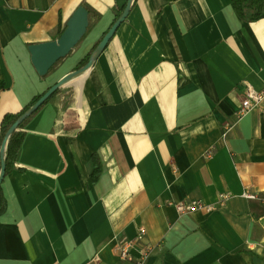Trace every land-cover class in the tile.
I'll use <instances>...</instances> for the list:
<instances>
[{
  "label": "crops",
  "instance_id": "0c3cea01",
  "mask_svg": "<svg viewBox=\"0 0 264 264\" xmlns=\"http://www.w3.org/2000/svg\"><path fill=\"white\" fill-rule=\"evenodd\" d=\"M85 1L0 0V134L94 46L52 75L31 61L29 45L59 37L60 14L91 15ZM106 1L110 26L128 0ZM247 84L264 87V17L232 0H134L92 67L26 121L19 168L2 182L0 264H129L117 241L140 228L147 264H264V110L235 116ZM222 191L231 197L212 213L169 204H218Z\"/></svg>",
  "mask_w": 264,
  "mask_h": 264
},
{
  "label": "water",
  "instance_id": "95a60500",
  "mask_svg": "<svg viewBox=\"0 0 264 264\" xmlns=\"http://www.w3.org/2000/svg\"><path fill=\"white\" fill-rule=\"evenodd\" d=\"M133 1L134 0L127 1L123 12L99 41L88 62L82 67L64 75L49 87L48 90L45 91L44 94L30 108L23 112L8 128L1 145L0 185L6 175V148L13 132L24 120L36 112L60 87L92 67L93 63L106 49L108 43L116 34L120 25L129 15ZM88 25L89 11L84 5H79L68 19L66 28L57 39L29 45L32 64L40 76L46 75L59 60L65 58L72 52L87 32Z\"/></svg>",
  "mask_w": 264,
  "mask_h": 264
},
{
  "label": "built area",
  "instance_id": "2783aa9c",
  "mask_svg": "<svg viewBox=\"0 0 264 264\" xmlns=\"http://www.w3.org/2000/svg\"><path fill=\"white\" fill-rule=\"evenodd\" d=\"M261 109L264 110V87L262 89H256L252 85H245L243 97L238 110L235 112L236 121L242 119L251 111ZM234 123H225L223 136L226 137L228 132L233 128ZM212 151L207 153V156H211ZM243 196L248 199H261V196L257 193H251L244 191ZM231 197V193L222 191L218 195V204L208 203L201 199H193L190 201H175L170 200L169 204L174 206L180 214H190L195 211H204L206 213H212L216 211L220 206H223L226 201ZM146 230L140 228L139 234L136 238L119 237L117 241V253L118 257L122 261H126L129 264H147V257L150 254L149 249L135 253V247L138 240L145 234Z\"/></svg>",
  "mask_w": 264,
  "mask_h": 264
},
{
  "label": "trees",
  "instance_id": "16d2710c",
  "mask_svg": "<svg viewBox=\"0 0 264 264\" xmlns=\"http://www.w3.org/2000/svg\"><path fill=\"white\" fill-rule=\"evenodd\" d=\"M232 2H233V5H234L236 11L241 16L248 17V19H250V20H258V19L264 17V0H232ZM125 6H126V3H124L119 8L118 12L115 15L114 21L121 15V13L123 12ZM87 9H88L89 14H90L89 8H87ZM114 21L111 23V25L114 23ZM110 26H109V28H110ZM65 28H66V24L64 23L63 18H62L61 14H60L59 28H58V35L59 36L62 34V32L64 31ZM107 30L104 31V34L107 32ZM99 41L79 61V63L76 66V69L82 67L83 65H85L88 62L91 54L93 53V51H94L95 47L97 46V44L99 43ZM6 87H7L6 82L3 79H0V91L5 89ZM58 91H59V89L54 94H52L45 103H47L50 100V98H52V96H54ZM44 92H42V93H40L38 95H35L31 99V101L22 108L21 111H19L17 113H7L4 116V118L2 120V123H1L0 145H1L2 141H3V138H4L5 133L7 132L8 128L14 123V121L23 112H25L28 108H30L44 94ZM30 117L31 116H29L26 120H24L19 125V127L13 132L11 137L9 138V141H8V144H7V148H6V175L10 174L16 168H19L18 165H17L18 155L20 153V150L22 148V144H23V141H24V138H25V131L23 130V127H24L26 121ZM0 168H1V162H0ZM5 209H6V200H5L4 196H3L2 184H1L0 185V214L3 213L5 211Z\"/></svg>",
  "mask_w": 264,
  "mask_h": 264
},
{
  "label": "rangeland",
  "instance_id": "374dc122",
  "mask_svg": "<svg viewBox=\"0 0 264 264\" xmlns=\"http://www.w3.org/2000/svg\"><path fill=\"white\" fill-rule=\"evenodd\" d=\"M119 1L120 3H122L124 0H119ZM85 4L91 8L92 13L91 15H89V25L87 32L85 36L82 38V40L78 43L77 45L78 47H80L86 41H93L95 45L101 39L103 31L110 24L106 20L109 18V15H111V12L113 10V8L107 9L108 3L106 0H86ZM68 55L66 57H68ZM64 61H65L64 58L59 60L55 64L51 72L47 73L45 76L52 75L54 72H56V70L64 63Z\"/></svg>",
  "mask_w": 264,
  "mask_h": 264
},
{
  "label": "bare ground",
  "instance_id": "6f19581e",
  "mask_svg": "<svg viewBox=\"0 0 264 264\" xmlns=\"http://www.w3.org/2000/svg\"><path fill=\"white\" fill-rule=\"evenodd\" d=\"M87 73H88V72H87ZM87 73H86V74H87ZM77 83H78V82H77ZM79 86H80V85H79ZM79 92H80V91H79Z\"/></svg>",
  "mask_w": 264,
  "mask_h": 264
}]
</instances>
